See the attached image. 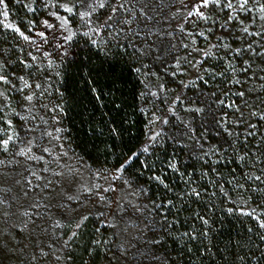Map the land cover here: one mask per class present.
Returning <instances> with one entry per match:
<instances>
[{
    "label": "trees",
    "instance_id": "obj_1",
    "mask_svg": "<svg viewBox=\"0 0 264 264\" xmlns=\"http://www.w3.org/2000/svg\"><path fill=\"white\" fill-rule=\"evenodd\" d=\"M118 1L102 0L96 17L102 21ZM178 1L129 0L136 16H163ZM63 2L0 4V16L6 6L18 26L0 19L7 93L19 114L26 102L50 120L56 109L65 145L90 167L121 169L142 195L144 229L130 249L125 235L95 213L73 235L74 223L60 222L57 231L68 240L53 261V236L28 228L25 212L7 229L10 239L1 232L0 264H32L45 256L48 264H133L130 255L138 249L143 264H264V0L211 3L200 22L213 28L205 43L215 40L214 50L146 151L148 84L158 80L179 93L186 72L174 76L170 47L152 40L144 48L108 26L97 39L79 35L73 54L57 67L42 66L25 38ZM70 16L76 23V14ZM24 79L32 85L29 96ZM11 241L18 244L16 261L3 255Z\"/></svg>",
    "mask_w": 264,
    "mask_h": 264
},
{
    "label": "rangeland",
    "instance_id": "obj_2",
    "mask_svg": "<svg viewBox=\"0 0 264 264\" xmlns=\"http://www.w3.org/2000/svg\"><path fill=\"white\" fill-rule=\"evenodd\" d=\"M213 1L209 0L205 6L203 0H179L163 16H136L129 0H119L113 11L100 21L96 16L102 0H64L62 9L51 8L40 28L26 36V45L30 55L47 68L57 67L60 60L73 54L79 35L97 39L106 26L110 32L130 36L144 48L152 40L164 50L170 47L176 58L174 76L184 71L186 77L179 93L176 86H164L158 80L148 84L144 105L149 127L142 148L146 151L163 133L185 88L197 79L202 60L214 50L215 40L205 43L208 30L213 28L200 22ZM74 13L76 23L70 16ZM0 19L6 27L18 31L6 6L1 9ZM0 76L4 77L1 70ZM24 81L23 92L31 94L32 85L27 79ZM51 111L52 120L35 103L26 102L19 114L7 93L6 77L0 80V138L6 136L0 140V233L10 239L7 229L17 226L21 214L29 213L28 228L34 226L41 237L53 236L48 243L53 242L54 261L68 240L57 231L60 222H73V235L84 218L95 213L122 232L125 246L131 249L144 229L140 191L123 176L121 169L90 167L70 151L62 137L58 111ZM15 114L20 116L19 121L15 122ZM5 140L7 145L2 143ZM11 242L2 247L3 252L6 250L3 255L16 261L18 244ZM144 255V250H134L130 255L132 263L143 264ZM45 258L32 264H48V257Z\"/></svg>",
    "mask_w": 264,
    "mask_h": 264
},
{
    "label": "snow or ice",
    "instance_id": "obj_3",
    "mask_svg": "<svg viewBox=\"0 0 264 264\" xmlns=\"http://www.w3.org/2000/svg\"><path fill=\"white\" fill-rule=\"evenodd\" d=\"M208 2H209V0H203V4L205 5V6H207V4H208ZM217 2H218V0H217ZM245 2H247V0H245ZM0 4H3V0H0ZM230 6V5H229ZM101 7H103V3H101ZM69 12H71L72 11V9H67ZM262 10H264V9H262ZM201 15H203V13H200ZM4 15L6 16L7 15V12L5 11L4 12ZM70 38V37H69ZM2 79H4V77H2V76H0V80H2ZM37 87H39V86H37ZM28 99L30 100L31 99V97H28ZM4 145H7L8 144V141L7 140H5V141H3L2 142Z\"/></svg>",
    "mask_w": 264,
    "mask_h": 264
}]
</instances>
